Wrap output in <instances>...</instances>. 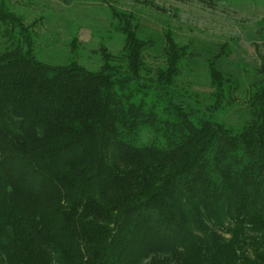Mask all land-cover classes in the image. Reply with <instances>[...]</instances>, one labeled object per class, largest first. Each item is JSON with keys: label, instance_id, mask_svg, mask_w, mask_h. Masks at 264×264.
Instances as JSON below:
<instances>
[{"label": "trees", "instance_id": "1", "mask_svg": "<svg viewBox=\"0 0 264 264\" xmlns=\"http://www.w3.org/2000/svg\"><path fill=\"white\" fill-rule=\"evenodd\" d=\"M58 1L104 4L121 47L89 70L72 36L64 63L44 62L42 19L0 0V264H264V51L231 125L229 43L208 49L201 95L181 82L196 51L169 28L152 66L132 14Z\"/></svg>", "mask_w": 264, "mask_h": 264}, {"label": "rangeland", "instance_id": "2", "mask_svg": "<svg viewBox=\"0 0 264 264\" xmlns=\"http://www.w3.org/2000/svg\"><path fill=\"white\" fill-rule=\"evenodd\" d=\"M26 25L40 20L37 53L50 64H62L68 56L72 36L79 42V61L89 70L99 67L98 47L104 45L112 53L121 47V38L112 32L104 4L78 2L64 6L58 0H10ZM109 4L134 16L140 34L156 42L147 62L155 66L162 61V32L170 29L180 45L192 44L197 56L182 73L181 82L207 95L211 92L205 66L208 49L229 43L231 55L223 69L240 83L237 103L226 114L225 121L237 125L246 116L245 91L253 78V68L259 65L257 50L264 51L259 26L264 25V3L217 1L209 8L194 0H110ZM2 42V41H1Z\"/></svg>", "mask_w": 264, "mask_h": 264}]
</instances>
